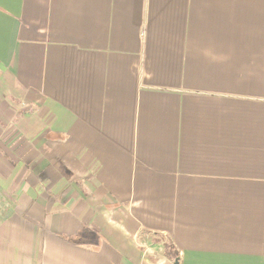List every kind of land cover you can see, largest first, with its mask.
Returning <instances> with one entry per match:
<instances>
[{
    "label": "crops",
    "instance_id": "0c3cea01",
    "mask_svg": "<svg viewBox=\"0 0 264 264\" xmlns=\"http://www.w3.org/2000/svg\"><path fill=\"white\" fill-rule=\"evenodd\" d=\"M0 264H264V0H0Z\"/></svg>",
    "mask_w": 264,
    "mask_h": 264
},
{
    "label": "water",
    "instance_id": "95a60500",
    "mask_svg": "<svg viewBox=\"0 0 264 264\" xmlns=\"http://www.w3.org/2000/svg\"><path fill=\"white\" fill-rule=\"evenodd\" d=\"M176 263H178V259H176Z\"/></svg>",
    "mask_w": 264,
    "mask_h": 264
}]
</instances>
